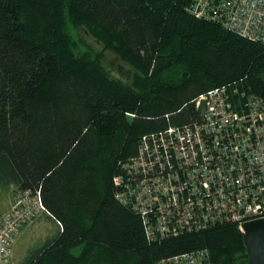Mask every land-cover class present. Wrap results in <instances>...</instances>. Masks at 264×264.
Returning a JSON list of instances; mask_svg holds the SVG:
<instances>
[{"label":"trees","instance_id":"1","mask_svg":"<svg viewBox=\"0 0 264 264\" xmlns=\"http://www.w3.org/2000/svg\"><path fill=\"white\" fill-rule=\"evenodd\" d=\"M192 3L0 0V185L39 191L47 212L31 222L60 225L20 264H158L198 249L251 264L236 224L151 241L117 197L141 138L200 120V95L232 85L264 100V42Z\"/></svg>","mask_w":264,"mask_h":264},{"label":"built area","instance_id":"2","mask_svg":"<svg viewBox=\"0 0 264 264\" xmlns=\"http://www.w3.org/2000/svg\"><path fill=\"white\" fill-rule=\"evenodd\" d=\"M189 11L264 42V0H193ZM206 110L191 124L145 135L138 155L122 163L117 197L139 213L147 237L162 242L217 224L264 218V100L232 85L196 99ZM132 162V163H131ZM47 212L39 191L19 190L0 218V264H11L22 228ZM158 264H213L207 249L162 258Z\"/></svg>","mask_w":264,"mask_h":264},{"label":"rangeland","instance_id":"3","mask_svg":"<svg viewBox=\"0 0 264 264\" xmlns=\"http://www.w3.org/2000/svg\"><path fill=\"white\" fill-rule=\"evenodd\" d=\"M17 191L15 186L0 185V209L7 214L8 208L13 205ZM60 225L56 220L46 214L31 222L21 230L13 245V260L20 264L29 255L32 249L40 246L46 239L59 231Z\"/></svg>","mask_w":264,"mask_h":264},{"label":"water","instance_id":"4","mask_svg":"<svg viewBox=\"0 0 264 264\" xmlns=\"http://www.w3.org/2000/svg\"><path fill=\"white\" fill-rule=\"evenodd\" d=\"M197 110L200 115L205 113V100L201 101ZM243 230L251 264H264V218L244 223Z\"/></svg>","mask_w":264,"mask_h":264},{"label":"crops","instance_id":"5","mask_svg":"<svg viewBox=\"0 0 264 264\" xmlns=\"http://www.w3.org/2000/svg\"><path fill=\"white\" fill-rule=\"evenodd\" d=\"M11 203H10V206H9V208H8V211H7V213L10 211V209H11ZM0 211H1V213H2V210L0 209ZM3 214V213H2Z\"/></svg>","mask_w":264,"mask_h":264}]
</instances>
